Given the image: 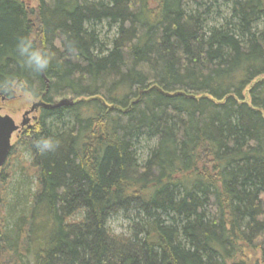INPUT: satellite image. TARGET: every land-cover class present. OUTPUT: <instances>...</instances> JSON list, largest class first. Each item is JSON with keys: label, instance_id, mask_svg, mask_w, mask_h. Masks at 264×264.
I'll return each mask as SVG.
<instances>
[{"label": "trees", "instance_id": "1", "mask_svg": "<svg viewBox=\"0 0 264 264\" xmlns=\"http://www.w3.org/2000/svg\"><path fill=\"white\" fill-rule=\"evenodd\" d=\"M16 91L72 105L11 147L28 163L1 173L0 264H264V0H0Z\"/></svg>", "mask_w": 264, "mask_h": 264}, {"label": "rangeland", "instance_id": "2", "mask_svg": "<svg viewBox=\"0 0 264 264\" xmlns=\"http://www.w3.org/2000/svg\"><path fill=\"white\" fill-rule=\"evenodd\" d=\"M32 6H34V3H32ZM61 100L56 101L54 104L59 103ZM33 103H36L33 99L30 98V96L23 94L21 91H16L14 96L12 98H1L0 97V116H8L10 117L14 122L15 125H19L23 120V115L26 111H29L30 107ZM29 115L27 116V118ZM32 125V122L30 123ZM19 135V134H18ZM17 134H14L11 139V145L13 146L17 140L18 137ZM8 164L6 165V163ZM28 163L27 158L19 153L16 152L12 156H8L6 162L3 164V166L0 168V177L1 173H4L5 170V177L6 180L10 176L8 167H12L13 165L17 166L20 163ZM6 166V167H5ZM20 182V183H19ZM25 182V179L22 178L18 173H15L12 177V184L13 187L18 189L19 191L25 192V187L23 186ZM24 187V188H23ZM29 191H33V187H28ZM108 228L116 235H125L127 232V223L121 216L113 217L108 222ZM245 264H261L260 262V256L258 253L256 254H250L249 259L244 260Z\"/></svg>", "mask_w": 264, "mask_h": 264}, {"label": "clouds", "instance_id": "3", "mask_svg": "<svg viewBox=\"0 0 264 264\" xmlns=\"http://www.w3.org/2000/svg\"><path fill=\"white\" fill-rule=\"evenodd\" d=\"M18 52L21 57L25 58L26 65L36 72H43L49 67V54L40 49H33L29 42L22 40L18 45ZM34 147L40 154H45L54 151L58 147V142L50 137H41L34 141Z\"/></svg>", "mask_w": 264, "mask_h": 264}, {"label": "water", "instance_id": "4", "mask_svg": "<svg viewBox=\"0 0 264 264\" xmlns=\"http://www.w3.org/2000/svg\"><path fill=\"white\" fill-rule=\"evenodd\" d=\"M72 105L71 101L62 100L57 104H54L53 106L45 105V104H36L32 106L29 112H26L23 115V118L27 117L29 114H31L35 109L43 108L46 110H52L57 109L62 106H68ZM25 125V121H22L21 125L16 126L14 121L8 117V116H0V168L3 166V164L6 162L9 153H10V139L11 136L17 132L19 129L23 128Z\"/></svg>", "mask_w": 264, "mask_h": 264}, {"label": "flooded vegetation", "instance_id": "5", "mask_svg": "<svg viewBox=\"0 0 264 264\" xmlns=\"http://www.w3.org/2000/svg\"><path fill=\"white\" fill-rule=\"evenodd\" d=\"M35 103L32 104V106ZM39 113H40V109H36L34 110V112L32 114L29 115V117H25L23 121H25V125L23 126V128L15 133V134H21L22 132H24L25 130H29L32 128L33 125H36L38 123V119H39ZM32 122V125L30 124Z\"/></svg>", "mask_w": 264, "mask_h": 264}]
</instances>
